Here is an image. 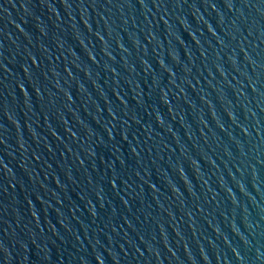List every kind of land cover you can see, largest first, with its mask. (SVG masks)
Returning a JSON list of instances; mask_svg holds the SVG:
<instances>
[{
  "label": "water",
  "instance_id": "95a60500",
  "mask_svg": "<svg viewBox=\"0 0 264 264\" xmlns=\"http://www.w3.org/2000/svg\"><path fill=\"white\" fill-rule=\"evenodd\" d=\"M0 264H264V0H0Z\"/></svg>",
  "mask_w": 264,
  "mask_h": 264
}]
</instances>
